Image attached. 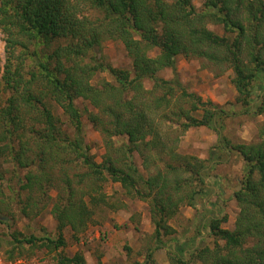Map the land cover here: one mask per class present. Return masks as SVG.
Masks as SVG:
<instances>
[{"label":"trees","instance_id":"trees-1","mask_svg":"<svg viewBox=\"0 0 264 264\" xmlns=\"http://www.w3.org/2000/svg\"><path fill=\"white\" fill-rule=\"evenodd\" d=\"M194 1L0 0L6 54L4 62L0 57V95L8 96L0 106V167L12 166L8 188L26 217L39 216L57 193L51 210L57 237L21 239L15 232V247H66L65 228L79 234L99 209H123L120 200L110 202V184L149 204L153 243L165 246L175 233L169 222L208 195L211 163L232 152L246 164L233 195L239 207L234 229L223 227L227 216L214 214L204 224L213 247L186 242L171 247L168 258L170 264H264V122L254 143L234 144L222 136L225 110L189 92L177 72L179 57L230 69L242 111L264 114V0H199L201 9ZM107 41L123 44L131 69L107 62ZM165 70L172 79L161 77ZM79 100L93 110L82 111ZM84 117L102 136L101 162L86 143ZM200 127L219 139L207 160L178 151L180 138ZM136 155L156 173L146 177ZM59 263L86 261L76 253Z\"/></svg>","mask_w":264,"mask_h":264},{"label":"rangeland","instance_id":"rangeland-1","mask_svg":"<svg viewBox=\"0 0 264 264\" xmlns=\"http://www.w3.org/2000/svg\"><path fill=\"white\" fill-rule=\"evenodd\" d=\"M193 3L197 9L202 8V1L195 0ZM213 30L222 33L219 27H214ZM102 52L107 62L114 67L132 68L131 59L121 42H105ZM155 54L156 52H153L152 56ZM0 57L4 62L5 42L1 31ZM177 72L189 92L225 110L226 116L221 119L225 127L222 136H227L234 144H251L257 140L259 126L264 122V114L253 116L242 111L236 100L237 92L233 84L232 70L223 71L205 60L179 57ZM160 75L168 80L173 77L171 70H165ZM100 78L110 80L107 74ZM146 87L151 88V84L147 83ZM259 93L258 90L257 95ZM7 97L0 95L1 107L4 106ZM77 103L82 111L85 108L93 110L87 102L79 100ZM52 108L59 117L65 119L62 110L55 103H52ZM196 115L201 118L202 112ZM84 125L86 143L91 154L97 162H101L105 154L102 136L87 117H84ZM179 141V153L202 160H207L210 151L213 148L217 151L219 145L217 133L206 127L190 129ZM135 161L146 177L156 173L157 167L150 161H147L148 170L140 156L136 155ZM212 167L214 168L210 177L206 180L208 195L198 200L195 206H183L169 222L175 233L173 239H165V246L153 243L154 225L149 204L125 197L120 185L110 184L107 193L114 198L110 202L120 200L124 205L123 209L115 210L109 207L99 209L94 221L89 224L86 231L79 234H75L71 227L65 228L63 237L66 240V247L58 251H49L40 247L29 248L27 245L22 248L15 247L13 234L15 232L23 234L21 239L32 235L56 238L57 222L51 210L57 193H51L52 200L39 216L26 217L21 211L20 197L12 194L8 188L9 184H14L9 173H13L12 166L4 163L3 167H0V174L4 175V180L0 179V219L4 221L0 222V264H60L59 259L62 256L72 257L76 253L83 254L86 264H170L168 251L171 247L175 249L178 244L187 242L189 245L194 244L195 247L202 245L213 247L214 240L210 237L208 229H204V224L214 214L220 213L228 218L223 227L234 229L239 207L233 195L244 177L246 164L241 156L225 152L218 164L211 163L210 169ZM21 174L24 172L21 171ZM199 229H203L201 234H198ZM192 238H195L194 243ZM13 248L14 258L11 259L9 252Z\"/></svg>","mask_w":264,"mask_h":264}]
</instances>
